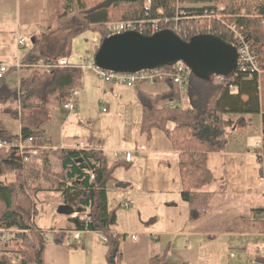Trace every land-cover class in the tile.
Here are the masks:
<instances>
[{
    "label": "trees",
    "instance_id": "trees-1",
    "mask_svg": "<svg viewBox=\"0 0 264 264\" xmlns=\"http://www.w3.org/2000/svg\"><path fill=\"white\" fill-rule=\"evenodd\" d=\"M211 1L224 6L225 9L219 15L229 19L226 24L235 23L242 35L250 40L251 50L257 56L258 68L264 71V0ZM177 5L178 0H151V9L146 16L144 0H56V21L59 26L42 39L45 51L34 55L35 51L31 50L32 57L22 63L37 64L42 59V62L65 59L71 39L90 30L100 33L98 48L106 38L105 25L109 22L143 19H167L172 22L177 14ZM197 12L203 14V10ZM208 25H212L211 35L230 41L226 25L215 18L207 20L190 17L182 20L179 28L188 31L189 36L185 40L189 41L195 36L196 29H204ZM164 28L170 29V23L164 24ZM187 70L183 107L180 106L178 87L170 80H165L169 85L168 92L159 95L140 93L139 102L142 108L141 129L145 132L153 129L161 131L172 149L180 153L181 196L189 201L193 197L192 190L201 189L211 181L205 166L206 155L226 149L229 129L233 123L227 121L225 116L259 114V99L257 72H241L237 68L228 75L205 79ZM21 71L26 73V77H20L19 89L8 86L5 80L7 75L0 79V114L9 115L14 120L21 119L25 111L42 109L53 94H57L55 99L58 101L69 90L72 92L73 85L81 78L80 71L73 67L43 70V73L39 69L29 68ZM36 75L42 79L34 89L32 80ZM262 118L264 125V114ZM30 134L33 133L23 128L21 138L25 140ZM262 141L264 154V138ZM41 154L46 160L57 159L61 171L54 173L47 163L41 168H26L17 150L0 149V203L5 208L0 215V230L15 228L20 232L15 236L21 247L22 260L19 264H44L47 243L52 241L57 245L66 244L67 237L62 230L53 234L50 240L47 239L45 232L32 223L26 210L29 207L14 210L12 194L15 188L24 196L35 199L31 207L37 203L38 197L56 195L62 205L74 211L88 208L91 221L84 223L78 219H69L73 230L105 236L106 263L122 264V239L112 236L116 214L107 208L105 191L106 183L119 162L109 165L101 151L91 149L50 148L42 150ZM257 159L264 163V155ZM86 171L94 173L93 181H90ZM10 177H13L11 182ZM33 215H36L35 210ZM162 259L163 256H154L150 258L149 264H161Z\"/></svg>",
    "mask_w": 264,
    "mask_h": 264
},
{
    "label": "crops",
    "instance_id": "crops-1",
    "mask_svg": "<svg viewBox=\"0 0 264 264\" xmlns=\"http://www.w3.org/2000/svg\"><path fill=\"white\" fill-rule=\"evenodd\" d=\"M22 1L29 3L33 0ZM212 3L211 0H183L180 7L184 12L200 11ZM13 5V0H0V23L8 20L14 10ZM52 30L46 27L45 32L42 30L40 35L33 37L31 50L35 51L34 55L45 51L42 39ZM13 34L16 51L10 49L0 37V64H13L16 60L27 62L32 57L31 50L19 54V33L16 31ZM64 60L70 64L67 58ZM76 67L81 78L73 85L72 91L80 86L84 89L79 91V104V98L86 89L81 71L87 68ZM21 70L6 74L5 80L10 88L18 89L20 77H26ZM39 72L43 73V70L39 69ZM13 73L18 75L16 85L11 84ZM38 75L32 80L34 89L42 79ZM159 83L163 88L157 93L150 92V85L139 83L137 93L121 96L115 89L124 85L105 84H108L109 100L126 109H133L134 113L138 111L142 125L139 94L159 95L169 91L166 81ZM134 86L123 88L131 89ZM69 93L58 101L55 99L57 94H53L42 109L25 111L19 120L0 114V138L18 140L25 128L33 133L29 136L36 135L42 139L43 148L38 150L39 154L50 148L106 152L107 147H103L101 140L93 134L87 142L54 147L45 126L50 122V113ZM258 99L259 114L225 116L227 121L233 123L226 149L206 155L205 166L211 181L201 189L192 190L193 197L189 201L181 196L180 153L172 149L161 131L153 129L145 132L138 125L137 130L144 135L143 141L133 149L113 151L115 158L111 162L119 163L105 186L106 205L109 211L114 210L116 214L112 231L122 239V264H149L154 256H163L161 264H251L252 260L255 264H264V163L258 161L253 152L258 142L251 144L257 137L259 142L264 138V71L258 74ZM125 152L132 155L129 162L125 160ZM122 166L128 170L126 179L121 183L127 192L119 196L123 203L116 200L117 195L109 194L111 190L108 189L109 182L115 179V170ZM117 180L119 183L122 179ZM127 201L133 204L123 208ZM58 205H61V199ZM120 210L124 213V221L120 219ZM69 225V217H65L62 226L46 231L45 237L50 240L53 234L63 230L67 242L57 245L49 241L44 252V264H107L106 247L102 245L100 235L81 232V244L75 247L69 234L64 231ZM132 235L136 238L131 239Z\"/></svg>",
    "mask_w": 264,
    "mask_h": 264
},
{
    "label": "rangeland",
    "instance_id": "rangeland-1",
    "mask_svg": "<svg viewBox=\"0 0 264 264\" xmlns=\"http://www.w3.org/2000/svg\"><path fill=\"white\" fill-rule=\"evenodd\" d=\"M13 4L14 10L7 18L8 20L0 23V37L3 38L10 49L16 51V38L13 32L17 31L19 37L25 40V48L19 51V54L23 55L31 50L32 39L35 35H40L42 30L45 32L46 27L48 29H56L59 26L56 21V0H33L29 3L22 0H13ZM215 5L224 8V6ZM241 13L243 14L244 12L242 11ZM99 40L100 33L92 30L73 37L66 54L70 65L83 66V59L85 57L91 59L94 54L93 48L99 44ZM81 72L86 89L79 98L80 103L78 104L77 99L76 108L72 112H67L63 109V103L66 98L64 101L62 100L63 102L58 103L50 113V122L46 124L45 131L50 136L54 147H60L59 144L67 146L73 145V143L87 142L90 135L93 134L97 139L101 140L103 147H107L108 150L103 153L108 164L111 165V161L115 158V154L113 156L114 150L124 151L133 149L135 145L143 141L144 135L137 130L138 125H141V117L138 111L134 113L133 109H126L123 105L110 101L108 84L98 79L93 70L86 69ZM11 79V84L16 85L18 75L13 73ZM160 84L148 85L149 89H151L150 92L157 93L162 90L163 87L160 88ZM123 87L119 86L115 89L120 96L132 94V92L137 93L139 89L137 84L131 89H124ZM83 90V86L76 88L78 92H82ZM184 93L186 96V91ZM256 141L259 142L258 137L256 140H252L251 144H255ZM46 163L51 166L54 173L61 171V164L57 159L46 160L42 154L33 157L31 162L24 165L26 168L29 166L41 168ZM127 171L125 166L115 170V179L109 182L108 185V189L111 190L109 194L117 195L116 200L118 199L121 203L123 202L119 196L127 192L126 188H123L121 184L128 175ZM117 179L122 180L118 183ZM9 181H13V177H10ZM33 200L35 199L24 196L15 188L12 194V208L14 210H21L29 207L26 210H28L32 223L45 232L51 228H59L63 225L64 218L68 216H62L57 213L58 202L60 200L58 196L38 197L37 203L31 207ZM4 210V205L0 203V215ZM34 210L36 211V215H33ZM120 212L122 213L120 219L124 221V213L121 210ZM9 230L7 233H3L7 239V244L0 245V262L6 261L7 264H19L22 260L20 254L21 247L17 244L15 236L20 232L15 228ZM73 245L78 247L76 244ZM102 245L105 246L103 243Z\"/></svg>",
    "mask_w": 264,
    "mask_h": 264
},
{
    "label": "built area",
    "instance_id": "built-area-1",
    "mask_svg": "<svg viewBox=\"0 0 264 264\" xmlns=\"http://www.w3.org/2000/svg\"><path fill=\"white\" fill-rule=\"evenodd\" d=\"M29 1V0H24ZM182 1L178 0L177 5V14L175 18L170 22L169 20H160V19H143L139 21H119V22H109L105 25L106 37L119 35L126 32H137L144 36L153 35L159 31L166 30L164 28V24L170 23V29L175 32L180 38L185 40L189 33L186 30H182L179 28L180 22L182 20H187L190 17L196 19H207L215 18L216 20L222 22V24L226 25V29L229 35L230 41L228 43L231 44L237 51V67L241 72H257L258 74L261 72L258 68L257 64V56L252 52L250 47V40L242 35L241 29L235 23H227L224 15H219V12H222L224 8L217 7L214 3L208 8L203 9V14L199 15L197 11L184 12L181 9ZM151 9V0H144V12L145 15L148 16ZM159 14H162L161 11H158ZM229 20V19H228ZM212 25H208L204 29H196L195 36L202 34H211ZM17 46L20 49L25 48V40L22 38L17 39ZM97 51V48H93V56L91 59L85 57L83 59L84 65L83 68L91 69L95 72L98 79H100L104 83L114 84V85H124L126 87H132L136 84H148L154 85L158 82H163L165 80H170L178 87L179 97H180V106L183 107V100L186 90V78L188 75V70L183 63H177L172 67H168L167 69H156V70H142L136 73H115L112 71H107L100 69L94 64V55ZM76 66H72L68 64V62L64 59L59 61H47L40 63H27L23 64L20 60H16L13 64H0V79H3L6 74L11 71L19 72L24 68L31 69H42V70H53L56 68H67ZM19 89V87H18ZM233 89V88H231ZM80 92L74 90L70 92L66 96V100L63 103V109L67 112H72L76 108V100L78 99ZM105 111V110H104ZM25 142V143H24ZM42 139L36 135H31L27 137L24 141L22 138L17 139H4L0 138V149H15L19 152V155L23 161V164L29 163L32 160V157H36L39 155L38 150L42 149L41 147ZM263 141H260L255 144L253 152L259 157L263 158L262 151ZM125 160L129 162L131 160V153H125ZM89 176L90 181L95 179V175L91 171H86ZM133 202H126L122 205L123 208H129ZM69 219L75 220L78 219L81 222L88 223L91 221V214L88 208H85L81 212H74ZM10 230H0V245H6L7 239L3 235V233H7ZM18 231V230H17ZM47 233V232H45ZM66 234H69L74 244L79 246L81 244V232L73 230L72 224L68 226L65 230ZM99 234V233H98ZM101 242L106 244L107 238L101 234ZM114 238L118 237L116 233H112ZM135 236H131V239H135ZM251 264H255V261L252 260Z\"/></svg>",
    "mask_w": 264,
    "mask_h": 264
},
{
    "label": "water",
    "instance_id": "water-1",
    "mask_svg": "<svg viewBox=\"0 0 264 264\" xmlns=\"http://www.w3.org/2000/svg\"><path fill=\"white\" fill-rule=\"evenodd\" d=\"M237 51L230 43L211 34L183 40L172 30L150 36L126 32L106 37L94 55L96 67L115 73H136L183 63L196 76L210 79L225 76L237 67ZM74 211L59 205L57 213L71 216Z\"/></svg>",
    "mask_w": 264,
    "mask_h": 264
}]
</instances>
